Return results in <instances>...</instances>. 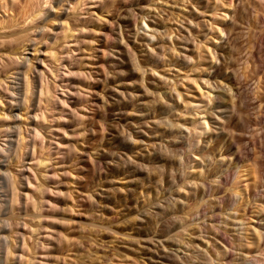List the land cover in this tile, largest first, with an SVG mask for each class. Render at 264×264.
Listing matches in <instances>:
<instances>
[{
	"label": "rangeland",
	"instance_id": "374dc122",
	"mask_svg": "<svg viewBox=\"0 0 264 264\" xmlns=\"http://www.w3.org/2000/svg\"><path fill=\"white\" fill-rule=\"evenodd\" d=\"M41 2L0 0V146L13 113L8 55L20 52L10 34L41 24L30 18ZM96 12L66 116L45 72L28 206L0 216L5 235L25 234L24 264H264V0H116ZM45 25L36 50L52 49ZM7 150L0 199L25 183V144ZM50 154L49 168L36 164Z\"/></svg>",
	"mask_w": 264,
	"mask_h": 264
},
{
	"label": "bare ground",
	"instance_id": "6f19581e",
	"mask_svg": "<svg viewBox=\"0 0 264 264\" xmlns=\"http://www.w3.org/2000/svg\"><path fill=\"white\" fill-rule=\"evenodd\" d=\"M115 2L116 0H42L39 9H37L30 17L31 21L39 20L41 24L37 26H29L10 34L11 39L9 43L13 45L15 42L19 41L18 45H20V52H17L13 57L12 55H8V60L14 64L12 65L13 67L10 68L11 72L9 71L11 73V76L9 77H11L13 81H11V86L9 85L10 89L8 90L7 96L9 97V104L11 105V108H13L11 110L13 113L9 114V122L7 123L8 126L5 128L6 131L4 132L6 144L5 146H0V179H2V176L9 178V173H7L8 159L6 160L7 149L9 148L10 150V148L15 146V144L16 146H19L20 143H24L26 146L24 158L25 162L23 161L24 163L21 167L20 175L25 183L22 184L21 194L20 192L17 193V191L14 192V186V191L11 190L10 196L8 195L9 197L0 199V216L4 215L7 211L10 212L9 209H13L19 199H23L21 201V206L23 208L28 206L30 197L29 191L33 187L31 174L33 170L32 164H34L33 162L36 159V157H34L36 141L41 135L40 130L36 125H33V123H37L40 117H43L44 113L41 109V105L47 97V99H50L54 104H58L61 107L60 109L63 112V116H66V113L70 111L68 108L69 102H73L72 100L70 101V99L71 97H76V91L72 90V87L75 88V86L72 85V79L74 77L80 78L84 75L82 70L74 71L75 65L81 57L78 56L81 51V43L86 35L96 31L91 28L92 24H94L93 22L98 23L102 20L96 14V11H99L100 8L106 9L111 7ZM46 5L48 7H46ZM49 20L52 21L50 28L52 32V49L50 48L51 50L48 51L36 50L35 47L37 45V41L35 39L36 37L33 36L41 34L49 28L48 26L46 28L45 25ZM131 23L132 18H128L125 27H129ZM29 50L34 52L29 53ZM35 51L43 57L38 56V59L32 65V58L28 54L33 57L35 56ZM47 57L53 59L54 65L51 64V67L46 64L45 58ZM1 59V62H5ZM7 64H9V62ZM46 71L53 78L52 82L54 85L53 94L51 93L49 96L47 95V97L46 94L49 90H46L45 85ZM58 90H60V96L57 95ZM29 95L35 98L34 102L30 105L33 114L32 116H28L30 117V122L32 124L30 125V128L26 129V132L29 134L28 137L22 136L21 138L23 128L21 129V127L15 123L21 119V105L23 103L27 104ZM217 102L220 103L219 100ZM223 111H225V109L218 112L222 113ZM4 121L8 120L4 119ZM214 121H216L214 123H219L218 119ZM50 143L52 145H56L54 148L57 153L60 154L59 156H64L65 152L59 151L58 143ZM48 148L50 149L49 146ZM50 151H52V149ZM236 157V155H234L233 158L230 157L229 161H234ZM53 159L54 158H52L50 154V158L47 157L42 160L37 159L36 164L39 165V167L49 168ZM57 164H59V162ZM62 165L63 164L57 166L62 167ZM53 175H56V172L49 174L46 170L41 174V176L46 180ZM202 183L205 185V182ZM3 196L7 195L3 194ZM40 209H44L43 205L40 206ZM0 221L3 222L0 224V248H5L4 256L0 257V264H24V252L27 248L25 234L21 231H15L16 236L12 239L10 235H5L10 229L5 223L7 222V219L0 217ZM19 227L26 229L23 226ZM256 235H258V238L260 237L259 233H256ZM44 237L48 239V243L45 244L44 241L41 242V248H51L52 246L49 241L54 239L53 232L45 234ZM37 261L38 260L35 258H32L30 264H37ZM42 264H45V262L43 261Z\"/></svg>",
	"mask_w": 264,
	"mask_h": 264
}]
</instances>
